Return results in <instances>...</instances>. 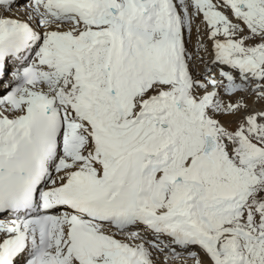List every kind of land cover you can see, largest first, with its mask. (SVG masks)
<instances>
[{
  "label": "snow or ice",
  "instance_id": "obj_1",
  "mask_svg": "<svg viewBox=\"0 0 264 264\" xmlns=\"http://www.w3.org/2000/svg\"><path fill=\"white\" fill-rule=\"evenodd\" d=\"M0 264H264V0H0Z\"/></svg>",
  "mask_w": 264,
  "mask_h": 264
},
{
  "label": "bare ground",
  "instance_id": "obj_2",
  "mask_svg": "<svg viewBox=\"0 0 264 264\" xmlns=\"http://www.w3.org/2000/svg\"><path fill=\"white\" fill-rule=\"evenodd\" d=\"M251 102V101H250Z\"/></svg>",
  "mask_w": 264,
  "mask_h": 264
}]
</instances>
